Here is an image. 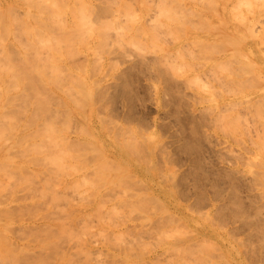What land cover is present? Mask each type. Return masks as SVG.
I'll return each instance as SVG.
<instances>
[{
    "label": "rangeland",
    "instance_id": "1",
    "mask_svg": "<svg viewBox=\"0 0 264 264\" xmlns=\"http://www.w3.org/2000/svg\"><path fill=\"white\" fill-rule=\"evenodd\" d=\"M16 1L0 0V9ZM68 5L70 28L46 31L54 43L77 41L78 51H31L38 62L19 70L46 96L28 104L34 116L0 99V264H162L174 254L172 264H191L193 256L200 259L192 264H264L245 253L262 249L256 213L244 223L233 208L239 189V203L252 208L258 200L255 212L264 216V40L248 36L239 51L247 0H89L88 14L78 0ZM26 9L16 7L21 41L29 37L21 27ZM263 21L256 23L262 33ZM18 57L7 59L22 63ZM142 61L148 64L137 68ZM13 76L4 70L1 91ZM24 122L31 127L16 128ZM193 170L210 175L203 194ZM231 170L238 180L230 182ZM206 228L214 245L174 249L180 237Z\"/></svg>",
    "mask_w": 264,
    "mask_h": 264
},
{
    "label": "bare ground",
    "instance_id": "2",
    "mask_svg": "<svg viewBox=\"0 0 264 264\" xmlns=\"http://www.w3.org/2000/svg\"><path fill=\"white\" fill-rule=\"evenodd\" d=\"M78 2H79V6L82 4V7H83V11L86 13V14H88L87 13V10H88V7H89V5H88V2H89V0H78ZM247 2L249 3V5H250V12H245V13H243L241 16H240V14H239V23H240V25L241 26H243V28L241 29L240 27V31H239V51H246V49H245V44H246V38L248 37V36H259L260 37V35H262V37H264V32L262 33V32H260V30H262V29H258L257 27H256V23H258L259 21H263L264 20V1L263 2H261V3H259V4H257L256 5V3L255 4H252V2H251V0H247ZM24 5V6H27V9H26V11L24 12L25 13V16H23V18L21 19V27L25 30V31H28V34H29V37L26 39V40H24L23 39V41H21V40H19V34L15 31V27H14V25H15V22H16V20H17V16L19 15V14H16V7L17 6H19V5ZM91 5V4H90ZM69 5H68V0H19V2L18 1H16V3L15 4H12L11 5V7H9L8 9H6V10H3V9H0V45H1V48H0V54L2 55V57H3V61H4V63H0V68L2 69L1 70V73H0V80H5L6 78H4V77H1V76H3L4 75V70H8V71H11L12 73H13V77H14V80H12V81H16L14 84H11V85H7V86H5L4 88H3V91H1L0 90V99L3 101V103L5 104V105H8V106H14L15 108H16V110H17V113H24V114H26L28 117H33L34 115L33 114H31L32 113V107L30 106V105H28V104H30V103H32L34 100H35V98L38 96L39 98H40V100L42 101L43 99H45V94H44V92H43V89H42V87L41 86H39V85H36V86H32V85H28L25 81H24V79H25V77H24V75L19 71L20 70V68H22V64H25L26 66H35L34 64H36L38 61H37V59L36 58H34V57H32V55L30 54V52L31 51H45V52H47V51H49L48 49H47V47H49V46H51L52 47V49L50 50V51H78V49H79V45H78V42L77 41H75V42H73L72 41V39H69V38H65V39H61L62 40V43H63V41H68V45L64 48V47H61L60 46V42H61V40H58L56 43H54L53 41L56 39V34H54V33H50V32H48V31H46V29H50V30H59V31H65V30H67V29H69L70 27L66 24V22L63 20V19H65V20H67V21H70V19L68 18V17H66L64 14H63V12H64V8L65 7H68ZM231 11V10H230ZM5 12H7V13H9L10 15H11V18H7V16H6V13ZM226 12V11H225ZM250 13V14H249ZM223 16V15H222ZM238 16V15H237ZM82 17H83V15H82ZM228 17H229V14H228ZM83 19H84V17H83ZM34 21H42L43 23H44V29L43 28H41L40 26H38V25H36L35 24V22ZM77 20L75 19V22H76ZM71 22V21H70ZM92 22V21H91ZM52 23H54V24H56L57 25V29H52V28H50L49 26L52 24ZM58 23V24H57ZM92 23H94V22H92ZM261 23V26H263V30H264V21H263V24H262V22H260ZM96 24V23H95ZM102 25V24H101ZM101 25H99V26H96V28H95V30L97 31V33H99V32H101L100 34H102V29L101 28H99V27H101ZM212 26V25H211ZM217 27V26H216ZM79 28H80V26H79ZM255 28H257L258 30H259V32L260 33H257L258 32V30H256ZM260 28V27H259ZM262 28V27H261ZM222 31L224 32V34H227L228 32H229V28H227V27H225V26H222ZM101 30V31H100ZM21 31V30H20ZM44 32V33H43ZM20 35H22V31H21V34ZM94 35H96L95 33H90L89 35H88V38H90L88 41H87V44L90 46L91 45V42H92V36H94ZM81 36H83V34L81 35ZM261 37V39H263L264 40V38H262ZM258 38V37H257ZM263 40H262V42H263ZM231 42L233 43L234 41L233 40H231ZM260 42V41H259ZM264 43V42H263ZM262 43V44H263ZM256 44V43H255ZM248 45H250V44H248ZM255 46V45H254ZM259 47V46H258ZM263 47V46H262ZM254 48H256V47H254ZM253 49V48H252ZM256 51V50H255ZM34 54H36V55H39V53L38 52H36V53H34ZM15 55V56H14ZM16 55H19V60L22 62V63H17V62H13L11 59H7V57H16ZM148 64V62H140L139 64H136V67L138 68V66H144V65H147ZM138 65V66H137ZM140 68L141 67H139V70H140ZM142 69V68H141ZM148 69H149V66H148ZM146 71V70H145ZM239 81V80H238ZM145 83V82H144ZM144 83L142 82H140V87H142L143 85H144ZM143 84V85H142ZM147 87V85H144L142 88H146ZM149 88V87H148ZM147 89V88H146ZM64 90H66V88H64ZM142 90V89H141ZM11 91L13 92V93H11ZM31 91V92H30ZM130 90H124L123 92L124 93H127V92H129ZM1 94H2V98H1ZM68 98H72V97H68ZM66 100H69V99H66ZM45 107H49V106H45ZM1 116V115H0ZM234 120H235V122L237 123L238 121H239V112H237V114H236V116H235V118H234ZM29 127H31V124L30 123H28V122H24V123H18L17 125H16V128H18V129H28ZM237 132V131H236ZM239 135V134H238ZM254 140V139H253ZM35 142V141H34ZM34 142L32 143V144H34ZM38 142L39 141H36L35 143H37V144H35V145H38ZM30 143H31V141H30ZM194 143H196L197 144V142H194ZM39 144H40V142H39ZM30 145L31 144H29V147H30ZM239 145V144H238ZM102 146H103V144H102ZM196 146H199V145H196ZM35 147V146H34ZM239 147V146H238ZM30 148H32V145H31V147ZM103 148V147H102ZM199 148V147H198ZM103 149H105V148H103ZM188 149H190V148H188ZM195 151H196V149H195ZM198 151V150H197ZM192 152V151H191ZM193 152H194V150H193ZM102 155V154H101ZM104 155H102V157H103ZM237 162H239V161H237ZM215 165V164H214ZM223 165V164H222ZM213 166V165H212ZM224 166V170H226L227 168H226V165H223ZM223 166H222V168H220L221 170H219L220 172H226V171H223ZM218 168V169H219ZM212 170L210 171V173H212V174H214V176H216L217 174V172H218V170L217 171H215V170H213V169H215V166H213V168H211ZM216 169H217V167H216ZM229 169V168H228ZM234 169V168H233ZM195 171H197V170H193V172L195 173V174H197V176H196V185H197V188L200 190H202V189H204V186L206 187V184H205V182H206V180H207V182L206 183H210V182H208V181H210V180H208V177H210V175L208 176V174H205L204 175V172H199V171H197L198 173H196ZM234 172V174H231L230 172ZM205 172V173H206ZM222 173V174H223ZM226 173H228V172H226ZM238 173V172H237ZM234 170H231V171H229V175L231 176H229L228 175V177L231 179H233V180H235V179H237L238 178V176L236 175L237 174ZM192 174V173H191ZM237 176V177H235V179H234V177L233 176ZM192 176H194V174L192 175ZM207 177V178H206ZM217 177H218V175H217ZM217 177H211L212 179H214V178H216L217 179ZM240 178V177H239ZM242 178V177H241ZM194 179V180H195ZM215 179V180H216ZM221 179V178H220ZM219 179V177H218V181L220 182L221 180V182H223V183H221V184H225V183H227V181H225V179L223 178V179H221L220 180ZM232 179L230 180V182L232 181ZM224 180V181H223ZM238 180V179H237ZM245 181V180H244ZM225 182V183H224ZM233 182V181H232ZM247 182V181H246ZM245 182V185L247 184ZM219 183V184H220ZM217 186H221V185H218L217 184ZM230 186V185H229ZM237 186H239V184L237 183ZM247 188V187H246ZM246 188H245V190H246ZM230 189V188H229ZM231 190H232V188H231ZM234 190V189H233ZM205 190H202V194L203 193H205L204 192ZM235 191H236V193H235V195L237 194V191H238V195L236 196V201H235V204H233V206H232V204H231V202H233V201H230L228 204H231V206L233 207V208H235V211L239 214V210H241V212H240V214H239V216L240 215H244L245 216V218L244 219H241V221H245L244 223H247V221H246V219H248L249 217H251V213L250 212H254V213H256V216H255V218H254V221H251L252 223H256L257 224V226H256V232H255V234L254 235H256V236H258V243H259V245L258 246H260L259 248H262L261 250L260 249H258L257 247H252V248H248V247H246L247 249L245 250V253L249 256V257H251L252 259H257V258H259V259H261V260H264V216L263 215H261L259 212H261L260 210H259V212H255V211H258L257 209H260V207H261V204L260 205H258L257 207L255 206V204L256 203H258V200H256L255 198V200L257 201H255L254 203H253V205L254 206H252V208L251 207H247L246 206V204H248V203H246V202H244V203H246V204H243V202H241V203H239V189L238 190H236L235 189ZM231 192V191H230ZM232 193V192H231ZM229 194L230 196H229V198L231 197V198H233L231 195H233V194ZM206 194H208V193H206ZM203 195L202 196V198H206L207 197V195ZM164 196V195H163ZM243 196V195H242ZM241 196V197H242ZM234 198H235V196H234ZM207 199H209V197H207ZM226 203H227V201H226ZM226 205V204H225ZM249 205H250V203H249ZM257 205V204H256ZM179 206V205H178ZM229 206V205H228ZM180 207V206H179ZM231 207V208H232ZM177 209H178V207H177ZM250 209V210H249ZM251 209H252V211H251ZM185 210V209H184ZM179 211V210H178ZM182 212H184L183 211V209H182ZM181 212V213H182ZM187 213V212H186ZM222 214H224L225 216H227V215H229V218H230V214H233V212H231V213H229V212H227V213H225V211L222 213ZM186 215V214H185ZM231 216H234V214L233 215H231ZM243 216V217H244ZM188 217V216H187ZM228 218V217H227ZM234 218H237V217H234ZM190 220V219H189ZM236 220H238V219H236ZM191 221V220H190ZM200 221V220H199ZM189 223V222H188ZM193 224V223H192ZM195 224V223H194ZM193 224V225H194ZM201 224V223H200ZM204 224V223H203ZM203 226H205V225H203ZM197 227H198V224H197ZM253 227H255L254 225H253ZM179 229V228H178ZM255 229V228H254ZM196 231H198V232H196ZM196 231H192V232H195V233H191L190 235L192 236V237H180L179 239L181 240H178V241H180V243H179V245L180 246H177L176 245V248H174V249H177V250H179L180 252H182L183 251V253H185L186 254V251H188V249L187 248H185V249H187V250H185L184 248H182L181 247V245L184 243L185 244V246H186V244H187V246H189L190 248H196V250H192V251H196V252H198L199 253V251H197V248L198 247H200V245H198V243H200V242H202V241H204V243H205V245H209V244H211L212 245V241L211 240H213V236L215 235V232L214 231H211V229L210 230H207V228H206V230H200V229H198V230H196ZM166 233V232H165ZM168 233H171V232H168ZM167 233V235H169ZM251 233V231L248 233V237H249V234ZM182 234H184V233H182ZM224 234V233H223ZM253 234V233H252ZM251 234V235H252ZM222 235V234H221ZM253 235V236H254ZM231 236H233V235H231ZM255 236V237H256ZM208 237H213L212 239H210V242H212V243H209L208 242ZM247 237V239H249L248 240V242H250L251 243V241H250V238H248ZM168 238V237H167ZM221 238V237H220ZM229 238H230V236H229ZM197 239V240H196ZM216 239V238H215ZM195 240V241H194ZM243 240V239H242ZM164 241H166L165 239H164ZM225 241V240H224ZM247 241V240H246ZM246 241H243V243L245 242V243H248V242H246ZM163 242V241H162ZM175 242H176V239H175ZM209 243V244H206V243ZM253 242H255V241H253ZM145 243V242H144ZM178 243V242H177ZM176 243V244H177ZM182 243V244H181ZM214 243H216V242H214ZM214 243H213V245H214ZM219 243H220V240H219ZM194 244V246L192 247V245ZM195 244H197L198 245V247H197V245H196V247H195ZM226 244H228V243H226ZM229 244H231V243H229ZM249 244V243H248ZM254 244V243H253ZM157 245H159V243L157 244ZM233 245V244H232ZM250 245V244H249ZM217 246H220V245H218V243H217ZM223 245H221V247H222ZM215 247H216V245H215ZM221 247H220V250H222L221 249ZM82 248H84L83 246H80L79 247V249H82ZM131 248L132 247H130V249H129V247L127 248V249H129V250H127V251H129V252H131ZM155 248V247H154ZM183 250H182V249ZM218 248V247H217ZM223 248H225V247H223ZM233 248V247H232ZM235 248V247H234ZM239 248V247H238ZM132 249H134V248H132ZM167 249V248H166ZM211 248H208L207 249V251L208 250H210ZM214 249V248H213ZM211 250V252L212 251H215V252H217V250L219 249H217V250ZM123 250H126L125 248H123ZM182 250V251H181ZM219 250V251H220ZM231 251H232V249H230ZM235 250V249H234ZM127 251H125L124 253H126L127 254ZM134 251V250H133ZM178 251V252H179ZM185 251V252H184ZM236 251H237V248H236ZM122 252V251H121ZM120 252V253H121ZM156 252V251H155ZM158 252V251H157ZM169 252V251H168ZM175 253H176V251H174ZM178 252H177V254H178ZM195 252V253H196ZM210 252V251H209ZM225 253H223V255L224 256H228V253H226V251H224ZM239 252V251H238ZM193 253V252H192ZM195 253H193V255H195ZM205 253V250L203 251V253L202 254H204ZM237 253V252H236ZM89 254V256L92 254V251L90 252V253H88ZM88 254H86L85 256H87V258H88ZM123 254V253H122ZM121 254V255H122ZM129 254V253H128ZM131 254V253H130ZM129 254V256H131ZM136 255V258H137V260H139L138 259V256H137V254L134 252H132V256H134V255ZM151 254V253H150ZM153 254H155V253H153ZM181 254V253H180ZM185 254H183L184 255V258H185ZM207 254V253H206ZM204 255L205 257L207 256V255ZM158 257H159V255L158 254H156ZM175 255V254H174ZM173 255V256H174ZM182 255V254H181ZM182 255V256H183ZM192 255V256H193ZM171 257L170 256V259L172 260V261H170V260H167V261H164V263H170V264H172V262H173V260L174 259H176V258H174V257ZM179 256V255H178ZM209 256V255H208ZM231 256H233L232 255V253H231ZM238 256V255H237ZM93 257H94V255L92 254V256H91V258L90 259H93ZM123 257L125 258V259H127L128 261H129V259L131 258V257H129V258H126L124 255H123ZM122 257V258H123ZM152 257V256H151ZM194 257V256H193ZM192 257V259L193 260H197V262H199V260L198 259H200V258H196L197 256H195L194 258H196V259H194ZM210 257V256H209ZM208 257V258H209ZM230 257V256H229ZM234 257V256H233ZM96 258V257H95ZM135 257H133V259H134ZM160 258V257H159ZM183 258V257H182ZM221 258V257H220ZM220 258H219V260H220ZM227 258V257H226ZM225 258V259H226ZM89 259V258H88ZM89 259V260H90ZM142 259V258H141ZM146 259V258H145ZM151 259V258H150ZM180 259V258H179ZM230 259V258H229ZM228 258H227V260H229ZM93 260H95V259H93ZM132 260V259H131ZM129 261L130 263L131 262H133V260L132 261ZM136 260V259H135ZM193 260L191 261V264H192V262H193ZM233 260V259H232ZM125 261V263H126V260H124ZM127 261V262H128ZM140 261V260H139ZM142 261L144 262V263H146V261L145 260H143L142 259ZM176 261H177V259H176ZM220 261H222V260H220ZM230 262H229V264H232V262L233 261H231V260H229ZM237 261V260H236ZM89 263H90V261H88ZM134 262H136V263H139V262H137V261H134ZM190 262V261H189ZM241 262V255L239 256V262L238 263H240ZM243 263H245L244 261H242ZM129 263V264H130ZM135 263V264H136ZM142 262H140V264H141ZM156 263V262H155ZM163 263V261H162V264H164ZM168 263V264H169ZM177 264H178V262H176ZM224 263V262H223ZM128 264V263H127ZM143 264V263H142ZM187 264H190V263H188L187 262ZM193 264H195V263H193ZM234 264H236V262H234ZM241 264V263H240Z\"/></svg>",
    "mask_w": 264,
    "mask_h": 264
}]
</instances>
